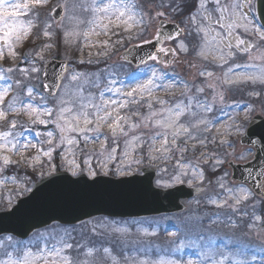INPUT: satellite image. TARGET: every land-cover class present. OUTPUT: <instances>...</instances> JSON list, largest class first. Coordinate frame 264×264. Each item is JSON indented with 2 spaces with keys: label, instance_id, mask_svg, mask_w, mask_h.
<instances>
[{
  "label": "snow or ice",
  "instance_id": "6c2138e0",
  "mask_svg": "<svg viewBox=\"0 0 264 264\" xmlns=\"http://www.w3.org/2000/svg\"><path fill=\"white\" fill-rule=\"evenodd\" d=\"M48 0H0V176L5 174V179H0V185L6 182L16 183V176L13 173L19 168L21 164H25L27 168L36 171L37 168L40 169V175L45 174V170L48 171L50 175L55 172L58 167L63 168L65 164L67 167L65 171L71 173L72 176H78L83 173V168L76 161V155L79 151L84 155V165L88 167V177L89 179H94L97 175L95 171L91 170V156L100 155L103 156V161H98L101 167L106 168L108 163L117 159V150L119 147L118 138L120 136L128 137L130 132H135L136 129L144 127L149 129L150 135H148L147 140L143 139L140 135H132L129 139L125 140L124 150L120 153L121 160L120 164L125 170H130L131 164H142L145 159L148 160L149 164H154L157 168V172H167L169 163L173 160L175 154L179 153V159L175 160L172 165L177 174L173 177L174 181H181V178L187 175V169L192 168L193 178L203 181L205 179V173L202 170H197L196 166L190 161H185L184 153L188 150L187 144L189 140L196 141L198 138L193 134L192 129H200V125H203L202 131L210 132L212 121L205 118H199L195 121L186 120L181 122V118L188 114L192 117L197 116V113L192 112V100L194 97L188 98V103L185 104L182 100L176 101L171 107H161L159 110H152L153 104L157 103L160 105H165L169 103L159 97L155 100L146 99V97H151L156 89L168 90L171 85H166L163 83V77L158 72V70L152 65L148 64V61H154L159 63V54H164L165 56H176V49L184 53H189V44L191 45V51L195 57L207 61L208 56L213 55L214 59H219L222 61L217 67L223 69L225 64H228V59H225L223 48L226 46L228 49L233 48L231 39L234 36L235 30L242 28L246 34L256 35L260 42H264V30H250V21L245 12V9L250 8L251 5L249 0H236V2L229 4L224 7L220 4V0H196L195 14L189 13L187 19L182 21L185 24L184 28L179 27V24L175 25L173 32L169 31L166 33L164 29V20H159L156 25V33L153 40H148L144 38L143 33L136 34V37L129 35L127 39L131 41L134 38H139L143 40V43H151L153 49L157 54L149 52L144 57H139V62L136 64L135 71H128L126 75L130 77L131 82L127 83L124 87H114L116 83L125 85L124 80L117 81L112 72H107L106 80L107 83L103 90L101 91L102 103H96L95 98L91 95L87 98L83 97L82 94L70 93L68 91V86L65 85V92H63L59 97L51 91V86L48 84L40 85L39 89L36 85L30 84V79L28 82L25 79L17 78L13 81L11 75L6 74H16L20 77L30 78L31 74H39V69L34 66L33 57H39L43 60V51L45 49H51L54 45L52 43H43L41 45L40 52H36L35 49L32 51L19 53L17 48L23 43L29 40L33 35L36 40L41 38V35L46 40H52L57 37L58 34L49 32L48 28L50 25L45 24L43 29L37 27V21L41 15L39 11L36 12L37 21L29 18L27 23L18 19L22 15H27L30 11L38 10L46 7ZM212 3L215 5L213 8H208L207 5ZM152 6L149 7L148 5ZM186 0H169V3L165 4L164 0H161L160 4L156 6L155 0H140L137 5L134 0H120V3H116L115 0H110L109 3L104 4L103 7L93 11L103 12L105 15L104 23L103 20L100 23L93 24L87 32L82 33L86 46L97 47L103 49L96 53L100 57H109L111 50L116 44H123V40L111 41V36L108 33L112 26L117 28L124 26L125 32H131L134 25L143 23V15L149 17V23L157 20V18H165L171 21L179 16H184V9L187 7ZM139 7L143 11L141 19L136 20V16L140 14L139 12L133 11L134 8ZM171 9L175 16H168L167 10ZM220 12L219 16H214V13ZM229 12L230 15L225 17L224 13ZM154 13V15H153ZM206 13V14H204ZM47 15V14H45ZM197 15L200 16L199 26L197 25ZM213 20H215V25L222 32L217 31L215 35L210 37V33L213 32ZM227 20V22H225ZM191 23L195 27H188L187 25ZM99 28L100 31L96 29ZM195 31L196 36L193 37L192 33ZM182 33H187L185 41L176 43V37L180 36ZM114 35H119L118 33H113ZM203 34V35H201ZM81 33L75 30L73 31H63V38L65 43L68 42L67 38L70 36H80ZM92 35L108 36L107 40L93 42L90 37ZM189 38H191L189 40ZM197 40H201L202 43H197ZM111 41V42H110ZM165 41H172L174 47L165 48L163 44ZM215 42L214 44L212 42ZM225 41H228L225 45ZM235 49L237 52L242 54L251 55V50L254 48L264 47V43L247 42L245 39L241 38L239 35H235ZM247 45L246 47H241ZM159 46V47H158ZM138 47V45H134ZM219 51V56L217 57L216 51ZM130 51V50H129ZM91 56L92 54L89 53ZM233 52H228L227 56L229 59L234 57ZM17 59L20 60V64L15 67L9 66L7 68L2 67L4 64H11ZM123 59V57H122ZM132 59H136L133 57ZM132 59L127 60L125 63L129 66L132 64ZM32 62L33 66L30 68H24L21 65L25 63ZM93 63V61H89ZM83 64V59L80 60ZM144 65L145 67H141ZM167 66V65H166ZM124 65H120L121 70L124 69ZM191 67L195 68L196 64L192 63ZM236 68L252 67L250 64H236ZM107 71V70H106ZM144 73L147 77L141 80L137 73ZM150 73V76L147 74ZM235 75L233 66H229L226 71H224V79L219 85L209 83L208 88H211L215 95L213 100L215 101L216 96L219 97L221 102V111L225 108L235 107L239 108L241 111L245 112L244 121L250 123L253 117H251V112L254 111L253 105L259 104L260 109L264 112V67H261L259 74L255 73H243L233 79L230 75ZM201 77H212L214 75L213 71L202 70L199 71ZM84 73H73L71 74V80L77 81L81 77H84ZM36 79H39L37 75ZM57 79H63V76H58ZM219 79V78H218ZM100 77L97 76L95 81H91L92 86L99 88ZM87 83V79H85ZM159 82V83H158ZM256 84L257 82L261 85L259 89L256 87L247 88L243 85L249 83ZM227 88H224V86ZM59 87V85H57ZM78 87H83L79 85ZM185 83V88H187ZM197 93H203L204 87L200 85H193ZM220 87L222 90L216 93V88ZM26 90V95H25ZM239 91L241 94L247 93L251 98L250 102H245L244 106L241 108L240 103L235 102L234 104H228L226 102L225 92ZM15 92L14 95L9 94ZM111 93L108 99H103L104 93ZM43 93H47L44 95ZM185 95V93H182ZM37 96L40 97L37 101ZM52 99L55 102V107L49 106V100ZM141 102L147 105L150 110L148 115L141 116L139 122H132L128 115H123L122 110H129L132 115L140 116L138 110L130 109L131 104L141 105ZM196 103L203 109L204 112H211L213 109L210 104L202 103L199 100ZM142 106V105H141ZM89 109H92L89 111ZM26 116L28 123L25 124L15 117ZM230 115V114H229ZM12 116L13 118H10ZM231 118V117H230ZM54 125L55 132L59 133V136L54 135L53 130H49L48 126ZM36 126H43V131H35L34 136L36 143L29 140L24 133L33 132ZM127 126V130H126ZM107 127L108 132L111 135L112 147L109 150L107 141L108 136H106L101 129ZM245 128V124L236 121L233 118V123L225 130L222 135L231 136L233 134L232 130L238 134L241 139H243L245 133L242 129ZM154 130V131H153ZM256 138H253V137ZM183 139V145L178 143ZM205 139H199L198 143L204 147ZM81 141L83 143H81ZM99 142L101 148L99 153L92 152L88 153L85 151V147L89 143ZM212 143H215V138H213ZM246 143L249 145L246 152L240 153L239 156L235 153H226L225 155L232 156L233 159L237 160H247L248 155H253V160L256 156L253 154L252 150L256 148L257 143L261 145L260 151H264V134H253L250 130L248 132V139ZM221 145H227L233 147L234 145L227 139L220 140ZM47 145V147H45ZM196 145L193 144V148ZM34 149L35 155L25 156L29 150ZM59 152L61 163L59 165L54 163V154ZM139 152V155H134ZM204 157L205 162L212 161L211 171L217 173L219 166L225 163V160L219 155L213 153L211 155L201 153ZM13 156H19L20 159L14 160ZM72 158L69 159L68 157ZM214 157V159H213ZM46 158V160L44 159ZM125 161H128L125 164ZM252 162L248 161V166L251 167ZM163 165V167H161ZM120 171V168L117 169ZM107 174V173H105ZM220 188L224 189L227 193V198L222 200L212 199L211 203L215 204L219 208H230L233 213L240 211V206L245 208L250 206L252 210V216L255 217L256 221L264 223V169L260 170L257 176L254 178V182L248 187L243 185L236 188H226L223 183V176L219 177L217 181ZM189 186L192 185V180L188 181ZM168 187L169 185H161L159 181L157 182V187ZM25 191H31V189H24ZM229 200L234 201V203H228ZM259 213V214H257ZM247 216V211L244 212ZM116 231L125 232V229H117ZM44 234H41L43 237ZM3 245L0 244V248ZM73 248V245L68 244L61 240V245H53L51 248H37L36 252L27 249V246L16 249L19 255L13 258L11 252L7 253L6 260H0V264H184L183 261L177 259H157L154 261L149 260H137L132 256H125L123 261L117 260L115 256L109 254V249L104 248V257H101L99 261L89 260L88 257L93 256L92 250H88L84 253L85 259H73L68 254H66L67 249ZM172 251H180V247L171 249ZM98 251V250H97ZM223 257L221 260L217 261L212 259L210 252L201 251L200 256L203 260L210 261V264H224V261L229 259L227 255L223 252L220 253ZM243 254V253H241ZM187 264H193L191 260ZM198 264H203V261L198 262ZM233 264H246L244 260H235Z\"/></svg>",
  "mask_w": 264,
  "mask_h": 264
},
{
  "label": "rangeland",
  "instance_id": "374dc122",
  "mask_svg": "<svg viewBox=\"0 0 264 264\" xmlns=\"http://www.w3.org/2000/svg\"><path fill=\"white\" fill-rule=\"evenodd\" d=\"M53 0H48L46 7L30 11L27 15H22L18 17V19L27 23L29 18L37 21L36 12H40L39 20L37 21V27L39 29H43L45 24L50 25L48 28L49 32H60L62 36V44L67 46L68 48H78L79 49V57H76L73 62L76 65H88L95 67L94 70L89 71L85 69L84 71H77L74 67H70L68 75L64 79L63 85L57 97H59L63 92H65V85L68 86V91L70 93H78L82 94L83 97L87 98L90 95L95 98L96 103H102L101 91L105 87L107 80V72H112L113 77L119 81L124 80L125 85H121L120 83H116L114 87L120 88L126 86L127 83H130V77L126 75L128 71H135L133 68L127 67L126 64L120 61V56L122 52H124L127 48L132 45H139L143 43L142 39L134 38L131 41L127 39L129 35H133L136 37V34L143 33L144 38L148 40H152L155 37L156 33V25L159 23V20L163 19L166 22H172L171 20L165 18H157V20L149 23V17L147 15H143V11L137 7L134 8L133 11L139 12L136 16V20H140L143 15V23L134 25L131 29V32H125L124 26L117 28L115 26L111 27L108 35L111 36V41H116L118 39L123 40V44H116L114 48L111 50V54L109 57H100L97 56L96 53L102 51L103 49L97 47H88L86 46V42L82 33L87 32L93 24H90V21H94L95 23H100L102 20L104 23H107V20H104V13L100 11H93L94 8L99 9L103 7L104 4L110 2V0H54L55 2L52 4ZM192 1V0H191ZM12 2H16V0H12ZM23 2V0H20ZM116 3H120V0H115ZM124 2H128V0H124ZM134 2L138 5L140 0H134ZM161 0H155L156 6L160 4ZM179 2V0H178ZM236 2V0H220V4L224 7H227L229 4ZM164 3H169V0H164ZM251 5L250 8L245 9V12L248 16V20L251 22L249 27L251 31H255L257 29L263 30L259 23L257 22L255 15V0H249ZM56 5H61L64 10V16L61 22L58 24L53 22L49 14L51 9ZM149 7L152 5L149 4ZM208 8L215 7L214 4L209 3L207 5ZM196 1L194 9L189 11H184V16H179L183 20L187 19V15L189 13L195 14ZM47 14V15H45ZM168 16H175V13L172 12L171 9L167 10ZM206 14V13H204ZM154 15V13H153ZM220 12L217 11L214 13V16H219ZM225 17L230 15L229 12L224 13ZM176 21V20H175ZM200 16L197 15V25L199 26ZM227 22V20L225 21ZM213 32L210 33V37L215 35L217 31L222 32L223 30L219 29L215 25V20H213ZM182 28L185 27L183 22H180ZM188 27H195L191 23L187 25ZM77 31L80 32V36H70L67 38L68 42L65 43L63 38V31ZM100 31L99 28L96 29ZM113 33H118L119 35H114ZM203 35V34H201ZM235 35H239L241 38L245 39L247 42H255V43H264L260 42L258 36L246 34L242 28H238L235 30L234 36L231 39V43L233 44L232 49H228L226 46L223 48L225 59H228V64L224 65V68L221 69L217 67L222 61L218 58L214 59L213 55H209L207 61L195 57L191 51V45L189 44V53H184L179 49H176V56L172 57L168 62L165 63H156L154 61L148 63L152 64L158 72L163 77V83L166 85H171L168 90L156 89L151 97H146V99L155 100L156 97L168 101L169 103L165 105H160L157 103L153 104L152 110H159L161 107L167 108L171 107L173 103L176 101H183L185 104L188 103L189 97H194L192 100V112L197 113L198 115L192 117L188 114H185L181 118V122L186 120L195 121L199 118H205L207 120L212 121L211 131L204 132L202 131L203 125H200L201 130L192 129L193 134L197 136L196 141L189 140L187 144V151L183 154L185 161L192 162L193 165L196 166V169L202 170L205 173V178L216 175L214 177L215 184L214 186L205 194V196L199 200L190 202L188 206V210L182 216L177 217H166L159 219H150V220H136V221H119V220H107V219H98L93 221L90 224L82 225L80 227H67V226H54L49 229L40 231L35 233L31 238L26 241L20 242L11 237H0V244L3 245L0 248V260H6L7 253L11 252L13 254V258H16L18 253L16 249L27 246L28 250L33 252L37 251V248H51L53 245L60 246L61 240L64 242L73 245V248L67 249L66 254H68L73 259L84 260V253L88 250H92L93 256L88 257L89 260L99 261L101 257L105 256L103 251L104 248L109 249V254L111 256H115L117 260L123 261L125 256L135 257L137 260H149L154 261L157 259H177L183 261L184 264H187L189 260L193 262V264H198V262L203 261V264H210V261L203 260L200 256L201 251L210 252L212 255V259L217 261L221 260L223 257L221 256V252L224 255H227L229 259L224 261V264H233L235 260H244L246 264H255L261 260V255L264 254V223L260 221H256L255 217L252 216L251 207L240 206V211L233 213L230 208L225 206L224 208H219L215 204L211 203L212 199L222 200L227 198V193L224 189L220 188L219 183L217 182L219 177L223 176V183L226 188H236L239 186H231L228 179V172L223 171V165L219 166V170L217 173H213L211 171V163L212 161L205 162L204 157L201 153H205L211 155L213 153L219 155L221 158L225 160V162L229 159H233L232 156L225 155L226 153H233L237 147L236 142L240 137L235 133L233 129V134L231 136L222 135L226 129L233 123V118L236 121L246 125L248 122L244 121L245 112L241 111L239 108L230 107L225 108L224 111H221V102L219 97L216 96L215 101L213 100V93L211 88L207 87V84L212 83L219 85L221 81L224 79L223 73L227 70V68L231 65L234 68L235 75H232L233 79H236L237 76L243 73H255L259 74L261 67H264V47L254 48L251 50V55L242 54L237 52L235 49ZM185 36L179 39H176V43L179 42H187L185 41ZM192 36L195 37L196 33L193 31ZM31 38V37H30ZM29 38V39H30ZM41 38L45 39L43 35ZM91 41L99 42L108 39V36L105 35H92L90 37ZM191 38H189L190 40ZM47 43H50V40H47ZM110 41V42H111ZM38 40L33 39L27 43H23L21 46L17 48L19 53H24L28 51H32L35 49L36 52H40L41 45H36ZM228 41H225V45ZM197 43H202L201 40H197ZM215 43L214 41L212 42ZM54 45V44H53ZM174 43L170 42L165 44L163 47L170 48L174 47ZM247 45L241 46L246 47ZM55 50H57V45H54ZM228 52H233L235 55L232 59H229L227 56ZM89 53L92 55L90 56ZM66 60L69 61L71 59L70 55H67L64 51H62ZM219 51H216L217 57L219 56ZM43 60L39 59V57H33L34 66L37 67L40 71L39 74L33 73L30 78L20 77L16 74H6L11 75L13 81L17 78L25 79L26 82L30 79V84H34L37 86V83H40L39 79H36L37 75L40 76V73L45 66V64L53 57V47L51 49H45L42 53ZM83 59L84 63L81 64L80 60ZM93 61L90 63L89 61ZM195 63L196 67H191V64ZM20 64V60L17 59L15 62L11 64H4L2 67L7 68L9 66L15 67ZM236 64H250L252 67L244 68L239 67L236 68ZM120 65H124V69L121 70ZM167 65V66H166ZM24 68H30L33 66L32 62L25 63L21 65ZM145 67V66H143ZM210 70L213 71L214 75L212 77H201L199 75V71L202 70ZM107 70V71H106ZM84 73L85 76L81 77L77 81L71 80V74L73 73ZM138 77L143 80L147 77L144 73H137ZM150 76V73L147 74ZM97 76L100 77L99 84L100 87H94L91 84V81H95ZM219 78V79H218ZM87 79V83L85 82ZM3 81H0L2 84ZM159 83V82H158ZM185 83L187 84V88H185ZM200 85L204 87L203 93H197L193 85ZM82 85L83 87H78ZM243 87L252 88L256 87L259 89L261 85L257 82L256 84H252L251 82L247 85H243ZM38 88V87H37ZM224 88H227L225 85ZM222 89L220 87L216 88V93H219ZM15 94V92H12ZM185 93V95H182ZM11 94V93H10ZM9 94V95H10ZM26 95V90H25ZM111 96V93L105 92L103 95V99H108ZM243 94L239 91L225 92L226 102L228 104H234L235 102L240 103L241 108L244 106L245 102H250L251 98L245 94L244 100L241 101ZM40 97L37 96V101H39ZM199 100L202 103L210 104L212 107L211 112H204L203 109L196 103ZM142 105V106H141ZM141 105L131 104L129 107L132 110H138L140 116L132 115V112L129 110H122L123 115H128L132 122H139L141 116L148 115L149 109L147 105L141 102ZM49 106L55 107L54 100H49ZM254 111L251 112V117L253 114L259 112L264 116V112L261 111L259 104L253 105ZM92 109H89L91 111ZM230 114V115H229ZM231 117V118H230ZM10 118H13L10 116ZM21 122L27 124L28 119L26 116L15 117ZM49 130L54 131V135L56 137L59 136L58 132H55L54 125L48 126ZM242 129V131L245 130ZM43 131V126H36L33 132L24 133V135L29 139L36 143L34 132L35 131ZM127 130V126H126ZM101 131L108 136V147L109 150L113 146L111 141V135L108 132L107 127L101 129ZM154 131V130H153ZM149 129L144 127H140L135 130V132H130L128 137L120 136L118 138V150H117V159L108 163L107 167H101L98 161H103L104 157L100 155L91 156V170L95 171L97 175H110L113 177H125L137 172L140 168L145 166H151L156 168L154 164H149L148 160L145 159L142 164L132 163L130 170H125L124 167L121 166L120 153L124 150L125 140L129 139L132 135H140L143 139L147 140L148 135H150ZM205 139L206 147L200 145L198 143L199 139ZM215 138V143L210 141ZM227 139L234 145L233 147H229L227 145H221L220 140ZM81 143H83L81 141ZM181 145H183V139L178 141ZM193 144L196 145L193 148ZM216 144L218 147H216ZM47 147V145H45ZM101 148V144L99 142L89 143L85 147V151L88 153L96 152L99 153ZM210 148V150H206ZM246 152V150L238 152L237 156L240 153ZM235 153V152H234ZM35 150L31 149L25 156L35 155ZM134 155H139V152ZM252 155L247 156V160H237L233 159L237 162L248 161ZM69 159L72 157L69 156ZM179 153L175 154L173 160L169 163L167 172L158 173V179L161 185H169L168 187H173L179 184H184L189 186L188 181L192 180V185H196L201 183L202 181L193 178L192 168L187 169V175L181 178V181H174L173 177L177 174V170L173 168V164L176 159H179ZM14 160L20 159L19 156H13ZM46 160V158H44ZM84 155L79 151L76 155V161L81 167L84 169V173H88V167L84 165ZM214 159V157H213ZM54 163L59 165L61 163L59 152L54 154ZM128 161H125L127 164ZM58 167L56 172L65 171V168ZM163 167V165H161ZM120 168V171L117 169ZM25 169H28L30 173L26 172ZM157 169V168H156ZM18 173H13L16 176V183L13 184L11 182H6L3 185H0V212L9 210L18 199L26 196L30 191H25L24 189H32L34 185V181L49 176L48 171L45 170V174L43 176L40 175V169L37 168L36 171H33L30 168H27L25 164H21L17 169ZM68 172V171H67ZM52 172L51 174H53ZM70 173V172H68ZM107 173V174H105ZM71 174V173H70ZM7 174L0 176V179H5ZM30 175V176H29ZM88 175V174H87ZM164 187V186H161ZM166 188V187H164ZM228 203L232 204L234 201L229 200ZM247 211L248 215L245 216L244 212ZM259 214V213H257ZM207 225L204 226V224ZM226 231H228L229 238L226 241V245H220L219 250H216L217 240L215 237L216 231L219 229V224ZM117 229H125V232L116 231ZM41 234H44L41 237ZM236 243L234 249H230V245ZM217 244V245H216ZM180 247V251H172L171 249ZM98 250V251H97ZM243 253V254H241ZM108 264H111V261H108Z\"/></svg>",
  "mask_w": 264,
  "mask_h": 264
},
{
  "label": "water",
  "instance_id": "95a60500",
  "mask_svg": "<svg viewBox=\"0 0 264 264\" xmlns=\"http://www.w3.org/2000/svg\"><path fill=\"white\" fill-rule=\"evenodd\" d=\"M257 14L264 28V0H257ZM55 21L62 18L60 7L52 11ZM175 25L164 23L167 32H173ZM159 47V46H158ZM130 50V51H129ZM124 55L125 61L132 59L136 67L139 57L152 52L157 54L152 44L148 43L130 48ZM66 62L51 61L43 70L42 84L51 86L53 93L58 92L63 76L67 72ZM59 85V87H57ZM47 95V93H45ZM249 130L253 134H264V119L253 116L243 139L239 138L240 147H249L246 143ZM253 138H256L255 136ZM257 143L256 159L251 167L229 163L231 181L249 186L258 172L264 169V151ZM157 170L144 168L138 174L126 179L113 180L108 177H96L88 180L84 174L71 177L68 173H58L36 183L32 191L18 200L10 211L0 212V237L11 236L24 241L34 233L53 225L74 227L100 217L117 219L148 218L169 214H181L188 208L187 201L204 196L212 187V180H205L194 187L185 185L162 189L155 186Z\"/></svg>",
  "mask_w": 264,
  "mask_h": 264
},
{
  "label": "trees",
  "instance_id": "16d2710c",
  "mask_svg": "<svg viewBox=\"0 0 264 264\" xmlns=\"http://www.w3.org/2000/svg\"><path fill=\"white\" fill-rule=\"evenodd\" d=\"M195 1L196 0H192L191 2H190V4H187L188 5V7H189V12H191L193 9H194V6H195ZM56 43L58 44V45H60L61 44V36L58 34V36H57V38H56ZM59 58V53H57V55H56V59H58ZM76 68L78 69V70H85L86 69V67H84V66H76ZM30 176V175H29Z\"/></svg>",
  "mask_w": 264,
  "mask_h": 264
}]
</instances>
